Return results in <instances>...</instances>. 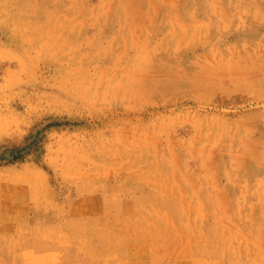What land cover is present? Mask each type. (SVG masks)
<instances>
[{"label":"rangeland","instance_id":"obj_1","mask_svg":"<svg viewBox=\"0 0 264 264\" xmlns=\"http://www.w3.org/2000/svg\"><path fill=\"white\" fill-rule=\"evenodd\" d=\"M139 2L0 0V264H264V0Z\"/></svg>","mask_w":264,"mask_h":264},{"label":"bare ground","instance_id":"obj_2","mask_svg":"<svg viewBox=\"0 0 264 264\" xmlns=\"http://www.w3.org/2000/svg\"><path fill=\"white\" fill-rule=\"evenodd\" d=\"M138 1V0H137ZM156 1V0H155ZM141 2H142V0H141ZM141 2H139L140 4H141ZM143 3V2H142ZM156 3V2H155ZM161 4H164V3H161ZM139 5V4H138ZM168 5V4H167ZM228 5H230L231 6V3H229ZM141 7H142V5H141ZM212 7V6H211ZM226 6L225 5H223V6H219L218 4H214V8H213V11L214 12H216V14H217V11L219 10V9H221V10H223V8H225ZM172 9V8H171ZM145 10V9H144ZM174 10H175V8H174ZM177 10V9H176ZM180 10V9H179ZM155 11H158V8H156L155 9ZM176 12V11H175ZM243 13V12H242ZM239 14H241V13H239ZM234 15H229V14H225V16H223L222 15V23H224V21L226 20V19H228V20H233L234 19ZM243 17V16H242ZM226 18V19H225ZM229 23V22H228ZM166 24V23H165ZM236 24V23H235ZM221 25V24H220ZM128 26V25H127ZM240 27L241 26H239V27H237V30H240ZM219 31H221V29L219 30ZM263 44V41H260L259 43H258V45H255L254 47H252V48H247V49H244V55H243V57L244 56H248V57H250V56H252L254 53H256V51H257V49H258V46H260V45H262ZM197 45V44H196ZM232 48H235V49H229V51H228V53H227V55H225V56H221V58L220 59H222V60H227L225 63H223V64H221V66H220V68H218L217 69V71L218 72H220V73H218V74H222V73H224L223 75V77L222 78H219L218 77V79H216V77H210V78H208L212 83L214 82V81H220V80H224V78H225V76H230L231 75V73L232 74H234V73H237V72H242V71H244L245 70V68H246V66H247V64H246V62H244V64H242V65H240V66H235V65H232V62L235 60V58L233 57V54H235L237 51H240V49L239 48H237L236 46L235 47H232ZM253 56H255V55H253ZM154 57V56H153ZM240 58V57H239ZM251 58V57H250ZM214 59H219L218 57H215L214 56ZM204 60H207V61H210L211 60V56H207V57H204ZM210 62H212V61H210ZM214 63V62H213ZM163 64V63H162ZM246 64V65H245ZM249 64V63H248ZM250 65V67H248V68H250L251 69V63L249 64ZM255 65V64H254ZM150 66V65H149ZM147 67V66H146ZM208 68V67H207ZM150 69V68H149ZM135 71H138L140 74H144V75H146L148 72H149V70H146V68H144L143 66H139V67H137V68H135L134 69ZM237 71V72H236ZM251 72H252V69L250 70ZM152 72V71H151ZM150 72V73H151ZM222 72V73H221ZM249 72V71H248ZM146 73V74H145ZM155 73V72H154ZM218 74L216 75V76H218ZM247 74V73H246ZM155 75H157V74H155ZM239 75H241V74H239ZM238 75V76H239ZM154 76V75H153ZM163 76H165V75H163ZM257 76V75H256ZM147 77H149L148 75H146V77H143V79H140L139 81H137V84H146V83H149V81L147 80ZM260 77V76H259ZM258 77V78H259ZM262 77V76H261ZM156 78V77H155ZM158 78V77H157ZM205 78V77H204ZM255 78V77H254ZM258 78H256L257 80H255L256 82L258 81ZM263 78H264V76H263ZM171 79V78H170ZM203 79V78H202ZM207 79V78H206ZM207 79V80H208ZM156 80V79H155ZM172 80V79H171ZM249 80H251L250 78H249ZM254 80V79H253ZM158 81V80H157ZM157 81H156V83H157ZM216 81V82H217ZM225 81H227V80H224V82ZM260 81V80H259ZM263 81H264V79H263ZM159 82V81H158ZM211 82H209V83H211ZM155 83V84H156ZM253 83V82H252ZM255 83V82H254ZM264 83V82H263ZM194 84V83H193ZM243 84H244V82H243ZM173 100V99H172Z\"/></svg>","mask_w":264,"mask_h":264}]
</instances>
